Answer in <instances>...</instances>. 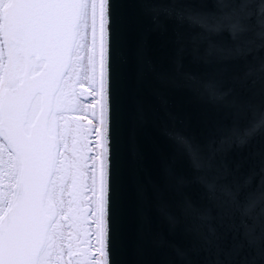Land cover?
I'll return each mask as SVG.
<instances>
[{"label":"snow or ice","instance_id":"snow-or-ice-1","mask_svg":"<svg viewBox=\"0 0 264 264\" xmlns=\"http://www.w3.org/2000/svg\"><path fill=\"white\" fill-rule=\"evenodd\" d=\"M258 130L264 0H0V264H264Z\"/></svg>","mask_w":264,"mask_h":264},{"label":"water","instance_id":"water-1","mask_svg":"<svg viewBox=\"0 0 264 264\" xmlns=\"http://www.w3.org/2000/svg\"><path fill=\"white\" fill-rule=\"evenodd\" d=\"M208 107H211V105L209 104ZM261 137H264V130H258L254 137L249 141L248 145L239 150L240 154L243 155L250 151L255 145L259 143ZM172 258L175 259L174 256Z\"/></svg>","mask_w":264,"mask_h":264},{"label":"rangeland","instance_id":"rangeland-1","mask_svg":"<svg viewBox=\"0 0 264 264\" xmlns=\"http://www.w3.org/2000/svg\"><path fill=\"white\" fill-rule=\"evenodd\" d=\"M83 86L86 89L87 83L84 82ZM87 97H88V94L86 92L82 94V96H81V103L82 104L90 103V100ZM81 114H83V113H81ZM83 115L87 116L86 114H83ZM96 258L98 259L99 257H96Z\"/></svg>","mask_w":264,"mask_h":264},{"label":"trees","instance_id":"trees-1","mask_svg":"<svg viewBox=\"0 0 264 264\" xmlns=\"http://www.w3.org/2000/svg\"><path fill=\"white\" fill-rule=\"evenodd\" d=\"M85 83H87V82H85ZM82 113L88 115L87 111H82Z\"/></svg>","mask_w":264,"mask_h":264}]
</instances>
